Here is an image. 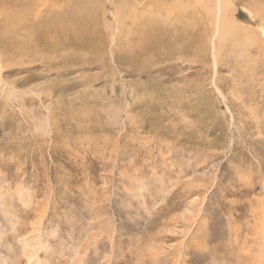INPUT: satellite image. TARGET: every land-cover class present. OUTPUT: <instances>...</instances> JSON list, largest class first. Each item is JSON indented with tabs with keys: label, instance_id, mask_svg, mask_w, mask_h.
Wrapping results in <instances>:
<instances>
[{
	"label": "rangeland",
	"instance_id": "1",
	"mask_svg": "<svg viewBox=\"0 0 264 264\" xmlns=\"http://www.w3.org/2000/svg\"><path fill=\"white\" fill-rule=\"evenodd\" d=\"M196 1L0 0V264H264V0Z\"/></svg>",
	"mask_w": 264,
	"mask_h": 264
},
{
	"label": "bare ground",
	"instance_id": "2",
	"mask_svg": "<svg viewBox=\"0 0 264 264\" xmlns=\"http://www.w3.org/2000/svg\"><path fill=\"white\" fill-rule=\"evenodd\" d=\"M135 1L138 2L137 3L138 4V6H137L138 13H137V18L134 19V21H132L133 23L130 27H133L134 31L138 32V35H137L138 46L140 45L139 47L143 46L142 48L149 49V47H147L150 45L149 43H154L155 47H153V45L151 44L152 48L150 50H152V49L154 50V48H155L154 52L160 51L161 49H159V48L162 47V45H163V40L161 39L163 32L161 31L162 29L158 28L159 21L165 26H168V25L173 26V24L175 22L174 18H172L168 14V13H170L169 8L167 6L168 4L159 3L160 1H163V0H160L159 2H156L155 0H135ZM139 9L142 10V12H140ZM155 9H159V13L163 12L164 15L166 16V18H170L169 22L167 21V19L164 20L163 19L164 17L163 18L161 17L162 14H160V15H159V13L155 14ZM182 9H183V7L182 8L177 7L176 11L182 10ZM78 12L80 14L77 16H72L71 14H67V15L53 14L51 16L45 17V20L43 19L44 22L41 24V26H40V23L42 21L39 23V26L36 27V31L43 28L45 30V34L47 35L48 39H50L49 36L57 39L58 37H64L66 35H68V36L72 35V37H78L79 35H84L87 33H89V34L93 33L94 30H96V28H94V26L96 24H94V22L92 21L93 11H92L91 6L90 7H83ZM133 16H134V14H133ZM260 27H261V30L264 32V26H260ZM222 32H221V35H222ZM220 38L222 39V37H220ZM229 38H230V36H229ZM237 38H238V36H237ZM181 40L185 41V38L182 36ZM231 40H233V38ZM143 41L145 42L146 45L144 43H143L144 45H142ZM146 42H148V43H146ZM220 44L221 43H219V48H221ZM151 45H150V47H151Z\"/></svg>",
	"mask_w": 264,
	"mask_h": 264
}]
</instances>
